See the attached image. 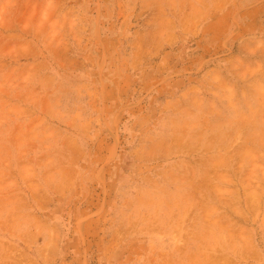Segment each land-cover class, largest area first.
Wrapping results in <instances>:
<instances>
[{
	"label": "rangeland",
	"instance_id": "rangeland-1",
	"mask_svg": "<svg viewBox=\"0 0 264 264\" xmlns=\"http://www.w3.org/2000/svg\"><path fill=\"white\" fill-rule=\"evenodd\" d=\"M0 264H264V0H0Z\"/></svg>",
	"mask_w": 264,
	"mask_h": 264
}]
</instances>
